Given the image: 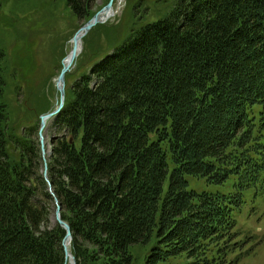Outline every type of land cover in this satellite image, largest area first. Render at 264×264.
Here are the masks:
<instances>
[{
  "label": "trees",
  "instance_id": "16d2710c",
  "mask_svg": "<svg viewBox=\"0 0 264 264\" xmlns=\"http://www.w3.org/2000/svg\"><path fill=\"white\" fill-rule=\"evenodd\" d=\"M65 1L78 20L95 14V0ZM3 60L0 49V264H66L39 124L10 123ZM65 92L48 179L75 264L247 256L236 217L264 182V0H174ZM188 177L216 191H190Z\"/></svg>",
  "mask_w": 264,
  "mask_h": 264
},
{
  "label": "rangeland",
  "instance_id": "374dc122",
  "mask_svg": "<svg viewBox=\"0 0 264 264\" xmlns=\"http://www.w3.org/2000/svg\"><path fill=\"white\" fill-rule=\"evenodd\" d=\"M108 1L95 0L92 12L97 13ZM173 4L174 0H116L110 20L86 33L81 53L65 79L66 87L70 88L89 72L97 60L110 54L132 28L166 17ZM86 22L75 18L65 0H0L4 103L12 125L22 127L39 124V115L54 107L57 97L55 81L61 69V60L68 55L74 34ZM51 123L52 120L43 132L48 159L50 140L55 137ZM187 182L189 190L197 194L216 191L203 179L188 177ZM167 189L168 181L164 186V194ZM246 198L248 203L236 220L238 228L251 238L244 248L245 252L249 251L248 256L243 257L239 264H264V182L257 191L251 188ZM55 225L53 213L49 226ZM146 253L147 249L144 248L143 252L141 248L132 249L133 258L138 259ZM142 263L141 260L139 264Z\"/></svg>",
  "mask_w": 264,
  "mask_h": 264
},
{
  "label": "water",
  "instance_id": "95a60500",
  "mask_svg": "<svg viewBox=\"0 0 264 264\" xmlns=\"http://www.w3.org/2000/svg\"><path fill=\"white\" fill-rule=\"evenodd\" d=\"M115 0H109V2L99 10L88 22H86L81 28L77 30L71 40V49L66 57H64L61 61V70L55 81V90L57 92L56 102L54 104V109L47 113H44L39 116V130H38V139L40 144V152L43 162V170L42 176L44 181L47 184L48 191L54 200V221L57 226H59L63 232L64 236L61 242L62 250L64 253L65 261H68V264H75L74 256L69 252V246L72 240L71 229L70 226L61 219V207L58 204L57 199L54 197L52 192L51 184L48 180V168L47 161L45 158L46 150L44 148V138H43V130L46 126L48 120L57 116L64 107L65 100V76L68 74L74 66V62L77 59L80 51H78V45L81 44L82 39L86 36V33L95 27L98 24H104L108 21L109 18L105 17L108 13L113 10ZM70 260V263H69Z\"/></svg>",
  "mask_w": 264,
  "mask_h": 264
},
{
  "label": "bare ground",
  "instance_id": "6f19581e",
  "mask_svg": "<svg viewBox=\"0 0 264 264\" xmlns=\"http://www.w3.org/2000/svg\"><path fill=\"white\" fill-rule=\"evenodd\" d=\"M117 1H121V0H117ZM96 14V13H95ZM113 10L110 12V13H108L107 15H105V17H107V18H110V17H112L113 16ZM81 48H82V45L79 43V45H78V51H80L81 52ZM54 208H55V205H54ZM69 263H70V260H69Z\"/></svg>",
  "mask_w": 264,
  "mask_h": 264
}]
</instances>
